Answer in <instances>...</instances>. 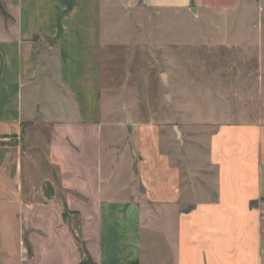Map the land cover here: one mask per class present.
Here are the masks:
<instances>
[{"label": "crops", "instance_id": "0c3cea01", "mask_svg": "<svg viewBox=\"0 0 264 264\" xmlns=\"http://www.w3.org/2000/svg\"><path fill=\"white\" fill-rule=\"evenodd\" d=\"M0 5V264H263L264 121L219 124L184 154L139 127L128 172L99 131L114 9L258 16L264 0Z\"/></svg>", "mask_w": 264, "mask_h": 264}, {"label": "rangeland", "instance_id": "374dc122", "mask_svg": "<svg viewBox=\"0 0 264 264\" xmlns=\"http://www.w3.org/2000/svg\"><path fill=\"white\" fill-rule=\"evenodd\" d=\"M251 10L116 8L108 14L99 133L119 168L129 171L139 127L158 128L163 150L184 154L219 124L264 121V13ZM33 155L45 165V155ZM257 208L264 242V198Z\"/></svg>", "mask_w": 264, "mask_h": 264}, {"label": "built area", "instance_id": "2783aa9c", "mask_svg": "<svg viewBox=\"0 0 264 264\" xmlns=\"http://www.w3.org/2000/svg\"><path fill=\"white\" fill-rule=\"evenodd\" d=\"M79 264H95L93 262H88V261H80Z\"/></svg>", "mask_w": 264, "mask_h": 264}, {"label": "water", "instance_id": "95a60500", "mask_svg": "<svg viewBox=\"0 0 264 264\" xmlns=\"http://www.w3.org/2000/svg\"><path fill=\"white\" fill-rule=\"evenodd\" d=\"M162 78H163V79H165V75H164V74H162ZM176 132L178 133V131H177V130H176Z\"/></svg>", "mask_w": 264, "mask_h": 264}, {"label": "trees", "instance_id": "16d2710c", "mask_svg": "<svg viewBox=\"0 0 264 264\" xmlns=\"http://www.w3.org/2000/svg\"><path fill=\"white\" fill-rule=\"evenodd\" d=\"M0 10H1V5H0ZM2 11V10H1ZM3 12V11H2Z\"/></svg>", "mask_w": 264, "mask_h": 264}]
</instances>
